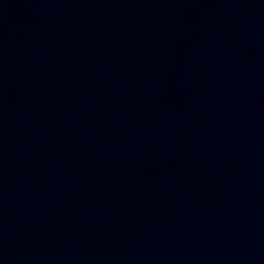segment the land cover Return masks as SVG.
Wrapping results in <instances>:
<instances>
[{"label": "water", "instance_id": "95a60500", "mask_svg": "<svg viewBox=\"0 0 264 264\" xmlns=\"http://www.w3.org/2000/svg\"><path fill=\"white\" fill-rule=\"evenodd\" d=\"M0 264H264V0H0Z\"/></svg>", "mask_w": 264, "mask_h": 264}]
</instances>
